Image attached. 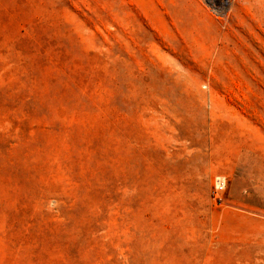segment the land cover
I'll return each mask as SVG.
<instances>
[{"label":"rangeland","instance_id":"1","mask_svg":"<svg viewBox=\"0 0 264 264\" xmlns=\"http://www.w3.org/2000/svg\"><path fill=\"white\" fill-rule=\"evenodd\" d=\"M0 264H264V0H0Z\"/></svg>","mask_w":264,"mask_h":264},{"label":"built area","instance_id":"2","mask_svg":"<svg viewBox=\"0 0 264 264\" xmlns=\"http://www.w3.org/2000/svg\"><path fill=\"white\" fill-rule=\"evenodd\" d=\"M223 4H231L234 0H219ZM226 187V182L225 179L219 178L216 185H215V190H214V195L215 197H219L218 195L225 190ZM221 200V198H219Z\"/></svg>","mask_w":264,"mask_h":264}]
</instances>
